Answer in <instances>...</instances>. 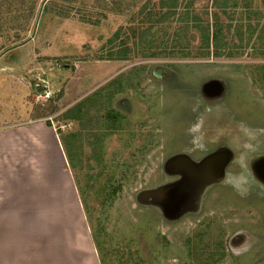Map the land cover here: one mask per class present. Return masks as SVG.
Returning a JSON list of instances; mask_svg holds the SVG:
<instances>
[{
    "label": "rangeland",
    "instance_id": "obj_1",
    "mask_svg": "<svg viewBox=\"0 0 264 264\" xmlns=\"http://www.w3.org/2000/svg\"><path fill=\"white\" fill-rule=\"evenodd\" d=\"M1 1V121L57 134L100 263L264 264V0H250L254 32L240 7L218 11L231 25L218 56L191 21L212 0ZM120 39L127 58L108 59ZM220 150L216 181L182 180Z\"/></svg>",
    "mask_w": 264,
    "mask_h": 264
},
{
    "label": "crops",
    "instance_id": "obj_2",
    "mask_svg": "<svg viewBox=\"0 0 264 264\" xmlns=\"http://www.w3.org/2000/svg\"><path fill=\"white\" fill-rule=\"evenodd\" d=\"M31 122L0 118V264H101L57 134ZM42 133L54 142L53 183Z\"/></svg>",
    "mask_w": 264,
    "mask_h": 264
},
{
    "label": "trees",
    "instance_id": "obj_3",
    "mask_svg": "<svg viewBox=\"0 0 264 264\" xmlns=\"http://www.w3.org/2000/svg\"><path fill=\"white\" fill-rule=\"evenodd\" d=\"M191 2V1H190ZM189 2V4H190ZM239 2H241L242 7L239 5ZM3 1L0 0V12H3L2 9L3 7L1 5ZM164 4L166 2H163ZM178 3V0H169V2L167 3L168 6H176ZM213 8L211 10L210 15L208 14V11H205V16L207 15V18H201L200 16H198L197 14H193V18H191V21L194 23V27L196 29V32L198 33V37L200 39V43L202 44V47L206 49V51L204 53L208 54L210 49V37H211V46H212V52L213 54H215L216 56L221 55L222 54V49L228 47L229 42L226 39V37L224 36L225 34L229 33L231 31V25L230 24H223L222 21H220L219 19V10L224 8H228V5H231V7L233 9H235V7H240L242 10V12H244L246 15V21L245 24L247 25L248 29H252V32H254L256 30V26L255 23L252 24V19H254L253 17V12L250 11V7L252 2L250 0H212L211 2ZM8 10V9H7ZM234 11V10H233ZM151 12V11H150ZM149 12V14H150ZM13 16H17L16 11H13ZM209 15V16H208ZM2 16V15H0ZM209 17V18H208ZM241 16L239 17L240 20ZM241 26V21L238 22V24L236 25V29L240 28ZM1 28V26H0ZM260 30V29H259ZM120 38V30H118L117 32H115L114 37L108 40V43L112 44L113 42H115L116 40H118ZM126 39H120L118 41V44H116V49L115 50H109L108 52V59H117V60H123L127 58V53H128V49L125 47L126 44ZM177 43V42H176ZM175 43V44H176ZM175 44L171 45V49H166L164 48V50L162 49L161 51H147V52H143L141 51L140 54V58H157V57H161L162 56H166L165 54H170V56H174V54H177L178 52H176V48ZM118 45V46H117ZM114 48V47H112ZM182 53H180L181 55ZM178 55V54H177ZM176 55V56H177ZM229 55H231L229 53ZM77 115V113L74 112V109H69L67 110V112H65L64 117L65 118H70L72 116ZM68 157V156H67Z\"/></svg>",
    "mask_w": 264,
    "mask_h": 264
},
{
    "label": "water",
    "instance_id": "obj_4",
    "mask_svg": "<svg viewBox=\"0 0 264 264\" xmlns=\"http://www.w3.org/2000/svg\"><path fill=\"white\" fill-rule=\"evenodd\" d=\"M41 5H42V4H41ZM41 5H40V6H41ZM35 23H36V21H35ZM209 83H210V84H209ZM209 83L206 84V88L204 87L205 85L202 87V91H203V90H208V89H210V86H211L212 84H216L215 82H209ZM219 154H222L223 156L217 160V156H218ZM224 156H225L224 151L220 150V151L217 152V153H214V154H212V155H209V156H207V157H204L200 162H197V163H201V164H202V168L200 169L201 174L198 175V174H199V171L196 172L197 174H194V173H189V174H187V173H182V175H183V176H182V180H186V177H191V178H193V179H197V178H199V181H200L201 179H204V180L206 181L205 184H207V183H212V182L216 181V180L218 179V177L220 176V174H221V170H222V168H223L224 165H225V162H223V161L221 160ZM256 164H257V163H256ZM193 165H195V164H192V166H193ZM208 165H211V166H212V171H211V172H207V171H205V168H207ZM189 166H190V165H189ZM258 173L260 174L259 169H257V174H256V176L258 175ZM258 176H259V175H258ZM259 177H262L261 179L264 180V176H263V175L260 174ZM186 181H189V180H186ZM178 185H179V184H178ZM178 185H177V186H178Z\"/></svg>",
    "mask_w": 264,
    "mask_h": 264
},
{
    "label": "clouds",
    "instance_id": "obj_5",
    "mask_svg": "<svg viewBox=\"0 0 264 264\" xmlns=\"http://www.w3.org/2000/svg\"><path fill=\"white\" fill-rule=\"evenodd\" d=\"M202 123V120H199L197 122V125H192L190 128H189V132L191 133H195L198 131V124H201Z\"/></svg>",
    "mask_w": 264,
    "mask_h": 264
}]
</instances>
